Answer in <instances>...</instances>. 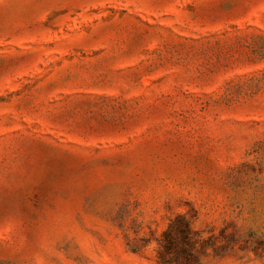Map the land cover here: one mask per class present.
<instances>
[{"label": "rangeland", "instance_id": "rangeland-1", "mask_svg": "<svg viewBox=\"0 0 264 264\" xmlns=\"http://www.w3.org/2000/svg\"><path fill=\"white\" fill-rule=\"evenodd\" d=\"M177 216L264 264V0H0V264H164Z\"/></svg>", "mask_w": 264, "mask_h": 264}, {"label": "trees", "instance_id": "trees-1", "mask_svg": "<svg viewBox=\"0 0 264 264\" xmlns=\"http://www.w3.org/2000/svg\"><path fill=\"white\" fill-rule=\"evenodd\" d=\"M162 235L159 241L161 247L159 255L171 254L172 256L166 260L163 258L164 264H200L195 252L198 251L196 246L203 242L201 232L192 229L189 221L182 216H177L169 222Z\"/></svg>", "mask_w": 264, "mask_h": 264}]
</instances>
